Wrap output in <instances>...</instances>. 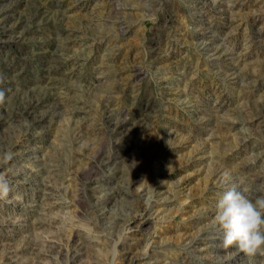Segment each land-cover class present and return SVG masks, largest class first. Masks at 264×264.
<instances>
[{
	"label": "rangeland",
	"instance_id": "374dc122",
	"mask_svg": "<svg viewBox=\"0 0 264 264\" xmlns=\"http://www.w3.org/2000/svg\"><path fill=\"white\" fill-rule=\"evenodd\" d=\"M0 91V264H264V0H0Z\"/></svg>",
	"mask_w": 264,
	"mask_h": 264
},
{
	"label": "clouds",
	"instance_id": "9594fccd",
	"mask_svg": "<svg viewBox=\"0 0 264 264\" xmlns=\"http://www.w3.org/2000/svg\"><path fill=\"white\" fill-rule=\"evenodd\" d=\"M5 93L0 91V103ZM222 184L230 183V173H222ZM8 182L0 176V199L7 197ZM214 225L222 232L221 246L227 250L235 247L248 257L264 255V196L254 201L238 190L228 188L216 204Z\"/></svg>",
	"mask_w": 264,
	"mask_h": 264
}]
</instances>
